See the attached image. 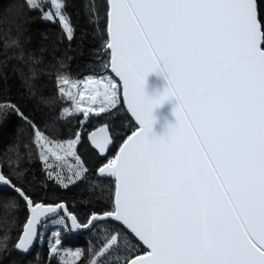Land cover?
Wrapping results in <instances>:
<instances>
[{
	"label": "snow or ice",
	"instance_id": "snow-or-ice-1",
	"mask_svg": "<svg viewBox=\"0 0 264 264\" xmlns=\"http://www.w3.org/2000/svg\"><path fill=\"white\" fill-rule=\"evenodd\" d=\"M25 2L47 20L58 18L67 39L74 38L66 0H47L55 11H44V3L37 0ZM262 6L264 0H107L105 50H111V71L123 81L124 97L139 128L119 154L98 169L115 179L114 209L93 213L86 224L74 215L71 220L72 228L80 229L111 218L130 230L146 251L139 255L136 246L123 242L124 254L116 257L119 264H264ZM11 43L18 46L16 40ZM152 73L164 75L167 84L163 92L149 96L145 89ZM85 79L95 90L92 101L102 95L107 102L98 111L89 108L85 116L116 106L119 90L111 79ZM61 80L68 83L66 76H59ZM66 95L73 98L70 92ZM173 98L175 122L157 135L154 112ZM8 108L27 120L15 105L0 110ZM77 110L82 111L79 105ZM31 127L41 160L47 162L49 153L62 160L45 134ZM79 139L77 132L75 140L66 142L68 148L60 149L77 162ZM110 143L108 137L93 139L101 153ZM20 159L19 154L16 161L9 159V167L18 166ZM45 171L49 180L69 187L52 164H46ZM75 177L80 180L82 173L77 171ZM0 185L11 188L31 209L13 245L26 253L39 234L41 217L63 205L33 204L2 171ZM10 206H16L15 198ZM122 235L115 230L107 234L98 251L89 250L88 264H108V257L121 251ZM8 239H0V250L7 248ZM60 244L57 238L50 252L60 256ZM81 254L69 252L71 259L58 264H76Z\"/></svg>",
	"mask_w": 264,
	"mask_h": 264
},
{
	"label": "trees",
	"instance_id": "trees-1",
	"mask_svg": "<svg viewBox=\"0 0 264 264\" xmlns=\"http://www.w3.org/2000/svg\"><path fill=\"white\" fill-rule=\"evenodd\" d=\"M37 2L44 3V11L53 9L47 0ZM107 10V0H66L65 11L74 28V38L69 41L58 19L49 23L40 10L30 9L25 0H0V108L15 105L27 118L25 120L11 108L0 110L3 173L34 203H66L70 213L82 224L88 223L93 213L114 209L115 182L100 178L98 169L115 157L123 142L137 129L120 91L114 108L98 115L94 112L87 120L84 113L64 112L72 107V101L60 91L65 89V83L58 82L59 76H66L73 82L109 74L104 69L105 64L109 65V56H104L108 40ZM13 40L18 46L11 43ZM117 86L120 90V85ZM32 124L51 143L75 140L79 132L75 153L83 168L88 169L80 180L74 184L64 182L69 184L64 188L55 178H47L46 163L33 144ZM105 124L110 127L114 145L109 156L102 159L91 147L88 134ZM17 154L22 157L18 166L9 167L8 160L16 161ZM18 172L22 175H17ZM13 198L15 207L10 206ZM27 218V206L18 194L9 187L0 186V239L5 235L9 238L7 248L0 250V264H58L61 259H71L68 253L77 250L82 254L76 264H88L89 250L98 251L113 230L123 233L121 251L108 257V264H119L116 257L124 254L123 242L136 246L139 255L146 251L123 227L113 222L98 224L92 231L74 236L62 216L64 223L59 222L57 227L45 231L34 252L23 256L13 245ZM57 238L61 241L60 256L50 252Z\"/></svg>",
	"mask_w": 264,
	"mask_h": 264
},
{
	"label": "water",
	"instance_id": "water-1",
	"mask_svg": "<svg viewBox=\"0 0 264 264\" xmlns=\"http://www.w3.org/2000/svg\"><path fill=\"white\" fill-rule=\"evenodd\" d=\"M56 21V20H55ZM55 21H52V20H48L49 23H55ZM105 55H109V67L107 68V70H105V72L109 73L113 78L114 80L120 85L121 87V96H122V101H123V104L129 114V116L131 117V119L133 120V122L135 123L137 129L139 128V123L138 121H136V118L135 116L132 115V112H131V109L128 107V101L125 99L124 97V93H123V81L120 79V77H118L114 72L111 71V67H110V55H111V50L108 49V50H104V56ZM167 84V81L164 79V75L162 74H157V73H152L150 74L148 77H147V84H146V93L149 95V96H154L156 95L158 92H163L165 86ZM176 105V100L173 98L171 100H169L168 102H166L162 107L160 108H157L154 112V115L156 116L157 120H156V123L154 124V131L156 132L157 135H163L166 133V130H167V124L168 123H174L175 122V117L173 115V109ZM135 130V131H136ZM94 134V135H93ZM132 135V134H131ZM130 135V136H131ZM129 136V137H130ZM104 137H108L110 140H111V143L108 145L106 151L104 153H101L99 151L98 148L95 147V145L93 144V139L97 140V141H102ZM128 137V138H129ZM127 138V139H128ZM126 139V140H127ZM125 140V141H126ZM88 141L91 145V147L93 148L94 151H96L100 157L102 159H106L108 156H109V153L114 145V139H113V136H112V133L110 131V127L105 124V125H102L94 130H92L91 132H89L88 134ZM124 141V142H125ZM123 142V144H124ZM122 144V145H123ZM121 145V147H122ZM121 147L119 148L117 154L115 155V157L119 154L120 152V149ZM114 157V158H115ZM108 163V162H107ZM106 163V164H107ZM104 164V165H106ZM103 165V166H104ZM0 171H2L3 173V167H2V164L0 163ZM4 174V173H3ZM98 176L100 178H103V179H110V180H113L115 182V179L112 178V177H108L107 173H104V174H100L98 172ZM0 186H4V187H7L5 185H0ZM11 189V188H10ZM12 190V189H11ZM115 191H116V188H115ZM22 199V198H21ZM23 200V199H22ZM32 200V199H31ZM114 201H115V195H114ZM23 202L26 204L27 206V211H28V218H27V221L28 219L31 217L32 215V212H31V209L29 207V205L27 204L26 201L23 200ZM33 204H40L42 206H47V205H50L49 203H45V202H39V203H34ZM58 204H62L63 205V208H58L57 209V213H46L44 216L41 217V224L38 225V236L34 239L33 241V244L32 246H30V250L28 252H22L21 250H17L15 249L20 255H23V256H28L30 255L31 253L34 252V250L36 249V247L38 246L39 242H40V238H41V231L44 227L45 224H47L49 221L57 218L58 216L60 215H63L65 217V219L68 221L69 223V227L71 229V232L74 236H79V235H83V234H86L90 231H92L95 226H97V224H100V223H104V222H113L117 225H119L120 227H123L131 236L134 237V234H131L130 230H127L122 224L121 222H118V221H115L114 219H111V218H105L103 220H99L97 222H95L94 226L93 225H90L88 228H80V229H76V228H72V220H71V216H73L72 213H70L68 207H67V204L64 203V202H61V203H58ZM53 206L57 205V204H51ZM37 211H43V208L41 209H37ZM75 216V215H74ZM76 217V216H75ZM26 221V223H27ZM77 222L80 223L77 219ZM25 223V224H26ZM81 224V223H80ZM25 226V225H24ZM23 231H24V228H23ZM22 231V233H23ZM21 233V235H22ZM20 235V236H21ZM135 238V237H134ZM141 245L142 242H140L138 240V238H135ZM144 246V245H143ZM146 248V246H144ZM143 255V254H142Z\"/></svg>",
	"mask_w": 264,
	"mask_h": 264
},
{
	"label": "rangeland",
	"instance_id": "rangeland-1",
	"mask_svg": "<svg viewBox=\"0 0 264 264\" xmlns=\"http://www.w3.org/2000/svg\"><path fill=\"white\" fill-rule=\"evenodd\" d=\"M59 2H62V1L59 0ZM48 9H51V8L48 7ZM49 11H55V9L53 8L52 10H49ZM104 77L111 79V81L113 82L115 87L119 90V87L117 86L118 83L114 80V78L110 74L105 75V76H101V77H92L90 79H101ZM102 82L107 83L108 79H103ZM74 83H75V86H73ZM64 87H65V89H63L64 91L62 93L65 95V97L69 98L66 95L69 92L72 94V97H73V98H69L72 101V107L69 109L68 114H70V112L85 113V112H87V110L89 108H92V109H95L98 111V109L101 106H103L104 104L107 103L106 101L103 100L102 95L98 96L96 98L95 102L92 101L91 97L93 95H95V90L93 89V87L91 85L87 84V80L73 81V82L68 81L67 84H64ZM100 91L103 92V89L101 88ZM119 91L121 93V87H120ZM81 93L83 94L82 97H81ZM121 98H122V96H121ZM77 105H79V107L82 109V111L77 110ZM93 113L94 112L88 113V115L85 116V120H87L89 117H91V115ZM76 145H75V147H76ZM49 146L52 147L54 150L58 151V153L63 157V159L60 161H56L55 157H52L51 154L49 153L48 154L49 155L48 161L45 163L46 164L50 163L53 165V168L55 169V173L64 177L63 182H69V179H68L69 177L72 180H76L75 173L77 171H80L83 174V166H82L81 159H80V162H77L75 160L74 156H67V155H65L64 151L60 150L61 148H63V149L68 148V144L66 142L50 143ZM62 216L63 215H60L57 218H55V219L49 221L47 224H45L42 231H41V237L45 231H48L50 228L57 227ZM40 242H41V240H40Z\"/></svg>",
	"mask_w": 264,
	"mask_h": 264
},
{
	"label": "flooded vegetation",
	"instance_id": "flooded-vegetation-1",
	"mask_svg": "<svg viewBox=\"0 0 264 264\" xmlns=\"http://www.w3.org/2000/svg\"><path fill=\"white\" fill-rule=\"evenodd\" d=\"M65 218V217H64ZM82 224V223H81ZM101 224V223H100ZM98 225V224H97ZM96 227V226H95Z\"/></svg>",
	"mask_w": 264,
	"mask_h": 264
}]
</instances>
